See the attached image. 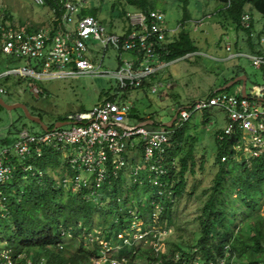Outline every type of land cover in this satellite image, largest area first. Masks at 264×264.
Masks as SVG:
<instances>
[{"label": "rangeland", "instance_id": "obj_1", "mask_svg": "<svg viewBox=\"0 0 264 264\" xmlns=\"http://www.w3.org/2000/svg\"><path fill=\"white\" fill-rule=\"evenodd\" d=\"M70 1L80 4L83 10L89 12V16L95 15L108 31L117 34H122L124 30H127L130 15L142 12L137 5L131 4V0ZM145 1L154 7L149 10L162 12L165 15L170 30L180 27L177 36L184 26L187 27L186 30L190 32L195 41L198 52L176 61L166 62L168 66L160 71L158 76L160 79L164 80L165 78V80L171 81L173 87L168 88L164 81L161 83L165 85L160 87L157 84L158 81L148 80L145 87L124 93L126 102L134 106L135 113L139 117H152L155 123H168L180 108L208 98L212 93L223 88L226 81L235 80L238 72H242V75L247 77L246 87L249 93L254 86L264 87V69L256 66L254 61L248 57L264 55V17L251 5H247L245 8V15L250 17L253 26L249 42L247 31H237L236 25L231 19L224 14L220 15V11L224 7L221 0H187L186 9L189 20L185 25L182 24L185 13L184 1ZM54 16L55 12L49 6H37L31 0H0V24L33 31L50 25ZM190 20L191 23H189ZM227 45L231 46V52L227 51ZM90 46L93 52L91 59L95 64L101 65L102 71L109 72L110 76L84 75L68 79L41 81L37 83L43 91L40 97H34L28 91L15 92L20 86L17 85L19 79L10 76L1 80L0 84L3 82L7 86H11L14 88V92L0 97L9 105L25 103L32 113H36V109H38L42 112V118L46 124L55 122L59 118H65L72 113L91 111L105 97L113 95L118 89V81L113 74L117 72L119 65L118 54L111 47L105 52L99 42H91ZM237 52L242 56L233 59L229 57L232 53ZM28 66L27 59L16 60V57L11 55L0 56V74L13 68ZM21 86L29 89L27 82L22 81ZM154 86L158 89L157 93L152 92ZM242 88L243 85L238 83L224 92L239 95ZM127 123L129 125L137 124L131 116ZM188 124L189 128L183 147L185 152L191 145L194 146L196 157L194 171L196 174L187 173L186 192L182 197L175 199L170 221L159 219L163 205L155 203L153 216L148 217L150 220L151 218L155 219V223L148 224L146 229L142 228L143 224L138 218L144 213L151 214L147 210H143L142 207L148 204V199L153 194L152 188L157 185L159 177L151 171L152 163H146L140 150L135 149L130 153V160H133L134 163H130L124 171L119 173L121 178V181L117 183L119 190L111 191L114 184H110L107 187L108 190L97 192L96 196L98 198L105 197L104 200L90 198L93 203L106 207V212L109 207L120 206L122 211L131 213L129 215L132 217L125 220L127 223L130 222V228L118 232L119 241L108 242L105 240L104 235L108 231L106 225L114 218L112 214L107 213L103 216L108 220L105 224L102 222V210H100L96 213L91 230H83L77 237L68 233L64 241L53 248V254H48L49 250L47 249H31L24 252L25 264H49V261L55 263L60 258L66 261L67 257L78 252L81 243L91 250L94 249L95 243L99 246L100 256L92 259L93 264H106L107 261L118 262L115 257H122L126 251H129L128 247L121 244L122 240L127 246L136 250L138 264H161V259L164 256L169 258L174 254L178 256L181 250L193 252L201 236L199 217L204 201L208 198L204 192L210 190L212 180L219 169L216 165L219 148L218 133L226 129L228 123L226 114L219 108H213L194 113ZM22 129H27L34 134L45 132H42L41 124L26 117L21 108L8 110L0 105V149L12 147L17 134ZM3 141H8V143L4 144ZM240 146L238 153L234 155L239 160L236 164L237 167H240L242 159L250 157V153H243L244 144H240ZM53 148L59 149L58 152H55L53 156H47L42 163L37 158L23 160L17 156L13 178L16 176L19 188L29 187L33 182L39 183L42 179L39 177L41 174L44 176L50 174L56 180L55 187L62 188L74 195L79 193L80 189L74 186V179L79 177L85 180L89 179L90 175L86 170L73 168L70 163V158L77 155V152L72 147L57 146ZM179 157H182V154ZM13 182L14 180H11L7 184L12 185ZM133 186H139L140 189L132 190ZM144 188H148V190L144 191ZM0 190L2 189L0 188ZM2 192L5 194L3 190ZM139 197H143L142 200ZM2 198H0V215L5 209V201ZM1 222L0 220V224ZM5 245L6 243L0 236V264H6L3 261L6 254L14 261L6 251ZM156 258H158V262L155 261Z\"/></svg>", "mask_w": 264, "mask_h": 264}, {"label": "built area", "instance_id": "obj_2", "mask_svg": "<svg viewBox=\"0 0 264 264\" xmlns=\"http://www.w3.org/2000/svg\"><path fill=\"white\" fill-rule=\"evenodd\" d=\"M31 1L37 6H45V0ZM62 11L59 21L56 19V23L53 21L47 27L33 31L0 24V56L11 55L16 60L23 58L29 61L28 67L13 68L1 73L0 81L13 76L29 84L28 90L20 84L15 92L28 91L32 96L40 97L43 91L37 83L41 81L84 75L108 77L111 74L102 71L101 65L91 59V42H99L105 52L110 47L115 50L122 63L113 74L118 81V89L91 111L67 115L65 122L70 123L67 126L42 134L20 130L12 147L0 149V187L13 179L17 156L23 160L41 159L44 150L57 146L72 147L77 152V155L70 158L73 168L89 173V179H74V186L79 189L87 186L91 178L95 179L96 187L101 188L110 177V172L117 177L130 164V153L135 149L140 150L146 163H152L151 171L157 177L162 176L166 171L160 164V158L166 152L172 133L188 123L194 113L213 108L221 109L227 117V128L218 133L220 143L237 134L238 145L233 148L236 153L240 144H244L243 153H250L248 159L264 155V87L260 86H254L250 93L246 87L247 97L241 93L231 95L218 90L204 100L180 108L170 129L127 123L132 106L123 99L124 93L143 87L146 79L168 66L161 59V52H166L165 43L173 30L168 27L162 12L150 10L132 14L129 16L127 30L117 34L108 31L95 17L83 16V7L76 2L64 1ZM250 23V17L243 15V26L250 28ZM227 51H232L231 46H227ZM127 53L134 54L135 59H125ZM238 56L242 54H231L230 58ZM248 57L256 66L264 69V55ZM158 85L161 87L162 83ZM157 90L154 87L152 92L156 93ZM8 93V89L0 84V96ZM234 158L237 159L236 156ZM226 160L227 157H224L223 161ZM39 177H43V174ZM1 197L6 200L2 190ZM3 261L6 264H17L8 254ZM220 264L226 263L223 260Z\"/></svg>", "mask_w": 264, "mask_h": 264}, {"label": "trees", "instance_id": "obj_3", "mask_svg": "<svg viewBox=\"0 0 264 264\" xmlns=\"http://www.w3.org/2000/svg\"><path fill=\"white\" fill-rule=\"evenodd\" d=\"M64 1L66 0H45V5L49 6L59 19L63 14L62 4ZM182 1L185 3L182 24L185 25L189 20L186 9L188 2L187 0ZM221 1L224 7L221 9L220 15L224 14L231 19L236 25L237 31H247L250 42L253 26L251 23L250 28H245L242 24L245 8L247 5H251L264 17V0ZM131 4L137 5L145 12L150 11L149 8L151 7L154 8L145 0H131ZM82 15L88 16L90 14L83 10ZM92 16L96 18L95 15ZM196 52H198V47L184 26L179 35L167 45V52H161V58L165 62H172ZM242 74V72H238L236 77ZM229 82L226 81L223 85ZM145 86L146 82L143 83V87ZM26 106L28 107L27 104ZM86 112L88 111H80V113ZM31 114L40 117L43 121L41 111L37 110L36 113L31 112ZM131 117L136 120L137 124L149 120L154 121L152 117L142 118L136 114H132ZM63 121H66V117L59 118L50 124L43 122L48 127V131H51L57 123ZM148 127L167 129L164 124L155 122L153 126L148 125ZM188 128L189 124L186 123L182 128L172 133L166 152L160 158V164L165 168L166 173L158 176L157 185L152 188L153 194L149 197L148 204L142 207L143 210L151 213L141 214L138 218L144 229L148 224L155 223V219H148L149 216H153L155 203L163 205L159 219L171 220L175 199L182 197L186 192L187 173L196 174L194 171L196 165L194 146L191 145L185 152L183 147ZM42 132H44L43 128ZM237 145V134L223 143L219 142L216 155V165L219 169L212 180L210 190L204 192L208 198L204 201L199 217L201 236L197 247L193 252L181 250L178 256L177 254L170 258L164 256L161 259V264H220L223 260L226 264H264V155L256 159H242L240 167H237L236 164L239 160L234 158L236 151L233 149ZM58 150L49 147L44 150V155L39 160L41 163L44 162L47 156H53ZM180 154L182 157H179ZM224 157H227L226 161H223ZM50 161L53 160L50 159ZM129 162L134 163L133 160ZM109 168L113 170L111 166ZM12 180H14L12 185L5 184L0 187L6 194L5 209L0 215L2 221L0 236H2V241L6 243V251L17 264H25L24 252L26 251L47 249L49 250L48 254H53V248L59 246L68 233L77 237L83 230H91L96 213L100 210H102V222L105 224L108 220L103 216L107 213L112 214L114 218L106 225L108 230L104 235L106 241H119L118 232L130 228V222L127 223L125 220L132 217L129 215L131 213L122 211L120 206L109 207L108 212H106V207L90 200L91 197L104 200L105 197L98 198L96 196L97 192L108 190L107 187L110 184H114L111 191L119 190L117 183L121 181V178L119 175L115 177L112 172L101 188H97L95 179L91 178L89 184L82 187L79 193L75 195L55 187L56 180L50 174L47 176L43 174L39 183L33 182L26 188L17 186L16 176ZM131 189L139 190L140 187L133 186ZM143 190L146 191L148 188ZM142 198L139 197L140 200ZM104 212L105 214H103ZM121 244L128 247L129 251H126L122 257H115L118 263L138 264L136 250L127 246L124 240L121 241ZM99 256L100 250L97 243L92 250L81 243L78 252L71 254L66 261L60 258L55 263L49 261V264H93L92 259L99 258ZM158 258L155 261L158 262ZM106 264L111 263L107 261Z\"/></svg>", "mask_w": 264, "mask_h": 264}, {"label": "water", "instance_id": "obj_4", "mask_svg": "<svg viewBox=\"0 0 264 264\" xmlns=\"http://www.w3.org/2000/svg\"><path fill=\"white\" fill-rule=\"evenodd\" d=\"M238 82H242V85H243V89H242V96L243 97H247V93H246V86H247V77L246 76H240V77H237L235 80H232L230 81L227 85H225L223 88H221L219 91H226L227 89H230L232 86H234L235 84H237ZM0 105L8 110H13L15 108H21L24 113H25V116L28 117L29 119H31L32 121H35V122H38L41 124L42 128L44 129L45 132L48 131V127L46 126V124L42 121V119L38 116H33L28 107L23 104V103H15V104H12V105H9L7 103H5L3 101V99L0 97ZM178 113L179 111H177V113L175 114V116L173 117V119L168 122V123H165L164 126L167 127V128H172L173 127V124L178 116ZM70 123L68 122H59L55 125L54 128H59V127H63V126H67L69 125ZM142 125H148L147 122H144V123H140Z\"/></svg>", "mask_w": 264, "mask_h": 264}, {"label": "crops", "instance_id": "obj_5", "mask_svg": "<svg viewBox=\"0 0 264 264\" xmlns=\"http://www.w3.org/2000/svg\"><path fill=\"white\" fill-rule=\"evenodd\" d=\"M61 17H62V16H61ZM61 17L58 19L56 16H54L53 21H55L56 19H57L56 21H59V20L61 19ZM96 19H97V18H96ZM56 21H55V23H56ZM186 23H187V22H186ZM189 23H191V20H190ZM167 25H168V24H167ZM187 26H188V25H187ZM183 28H184V27H183ZM185 28H187V27H185ZM178 29H180V27L174 29L173 32H171V33L168 34L167 41H166V43H165L166 52H167V45H168L170 42H172V41L174 40V38L177 36L176 34H177V32H178ZM124 31H125V30H124ZM124 31H123V32H124ZM227 46H228V45H227ZM92 53H93V52H92ZM232 54H240V53L237 52V53H232ZM92 57H93V54H92ZM229 57H230V56H229ZM127 58H128L129 60H133V59H135V55H134V54H129V53H127V54H125V59H127ZM161 59H162V58H161ZM102 62H103V61H102ZM118 65H119V67L122 66V63H121V61H119V60H118ZM119 67H118V69H119ZM159 73H160V72H159ZM159 73L156 74L155 76H152V77L146 79V81H148V80H151V81L154 80V82H155V81H158L157 84L161 83V81H164V82L166 83V86H168V84H171L170 86H168V88H171V86L173 85V84L171 83V81H169V80H167V79L165 80V78H164V80H163V79H160V77L158 76ZM240 76H243V75H240ZM240 76H239V77H240ZM146 81H145V82H146ZM21 82H22V81L19 80V82H18L17 85H20ZM238 83L242 84V82H238ZM238 83H237V84H238ZM1 84H2L5 88L8 89V91H9L8 94H12V93L14 92V91H13L14 88H12L11 86H7V85H6L5 83H3V82H2ZM237 84H235V85H237ZM163 85H165V84L162 83V86H163ZM226 85H227V84H226ZM224 86H225V85H224ZM224 86H223V87H224ZM154 87H155V86H154ZM154 87H153V88H154ZM172 87H173V86H172ZM241 87H242V86H241ZM241 87H240V88H241ZM153 88H152V89H153ZM220 89H221V88H220ZM220 89H218V90H220ZM242 89H243V88H242ZM16 90H17V89H16ZM16 90H15V91H16ZM218 90H217V91H218ZM227 90H228V89H227ZM116 91H117V90H116ZM156 93H157V92H156ZM8 94H7V95H8ZM241 94H242V91H241ZM124 100H125V98H124ZM125 101H126V100H125ZM24 104H25V103H24ZM25 105H26V104H25ZM35 109H36V108H35ZM37 110H38V109H36V111H37ZM178 111H179V110H178ZM133 113H135V109H134V106L132 105L131 115H132ZM135 114H136V113H135ZM131 115H130V116H131ZM136 115H137V114H136ZM63 122H65V121H63ZM147 123H148V125L153 126L154 121H150V120H149Z\"/></svg>", "mask_w": 264, "mask_h": 264}]
</instances>
